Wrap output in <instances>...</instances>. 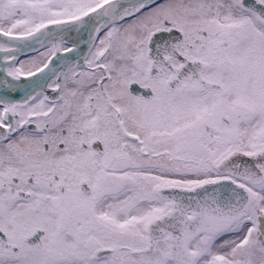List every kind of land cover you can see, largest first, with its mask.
Returning a JSON list of instances; mask_svg holds the SVG:
<instances>
[{
  "label": "snow or ice",
  "instance_id": "snow-or-ice-1",
  "mask_svg": "<svg viewBox=\"0 0 264 264\" xmlns=\"http://www.w3.org/2000/svg\"><path fill=\"white\" fill-rule=\"evenodd\" d=\"M0 264H264V0H0Z\"/></svg>",
  "mask_w": 264,
  "mask_h": 264
}]
</instances>
